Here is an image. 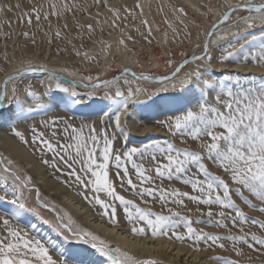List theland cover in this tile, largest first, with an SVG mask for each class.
Masks as SVG:
<instances>
[{
	"label": "snow or ice",
	"instance_id": "snow-or-ice-1",
	"mask_svg": "<svg viewBox=\"0 0 264 264\" xmlns=\"http://www.w3.org/2000/svg\"><path fill=\"white\" fill-rule=\"evenodd\" d=\"M94 3L103 6L106 5V0H94ZM13 7L19 9L21 5H0V14L12 11ZM74 7L69 4L58 7L53 3L49 12L44 10L43 4L33 5L30 11L22 15L27 16L28 23H31L33 15L39 22L42 16L44 19H48L49 15L60 17ZM224 8L211 23L191 25L200 28L196 34V50L186 53L175 63L174 53H165L167 58L164 60V67L170 69L168 74H146L149 70H144L137 75L125 68L122 75L131 76V79L125 78L122 82L117 77L98 79L90 92L79 93L61 83L58 73L43 66L32 67L29 63L27 67L15 69L0 84V121L8 124L14 137L27 144L24 134L15 127L16 120L31 111L24 108L26 101H39L35 107L40 110L50 111L53 107H62L66 112H75L99 100L102 106L84 115L98 116L102 125L111 122L112 132H109L108 127L97 129L95 123L77 126L71 120L59 118L42 122L44 131H37L32 126V144L40 151L52 155L51 161L44 163L53 168L63 165L68 169L69 179L87 193L82 191L78 194L88 199L93 206H99L102 217L109 223L118 226L119 208L122 209L124 221L131 225L130 231L134 235L150 233L153 238H174L180 242L188 240L194 250H199L200 244L205 245L206 250L217 247L226 249L228 245L224 241H227L231 244L230 250L235 258L214 255L209 259L215 260L217 264H241L246 256L245 246L264 256V219L248 215L240 206L264 215V73H241L229 69H221L216 73L210 65L212 54L220 51L218 62L221 64L231 59L244 65L251 60L254 67L264 68V35L259 36L257 43L254 33L257 27L264 29V2L237 0L236 3H231V0H224ZM109 11L114 12L112 26L115 27L120 10L110 8ZM125 11L131 14V10ZM174 11L178 14L177 21L182 28L177 29L166 21L173 33L172 42L191 43L192 34L189 24L185 23L184 9L176 8ZM210 12L211 9H208L201 16H207ZM242 12L247 15H240ZM99 16L100 13L97 12L96 17L90 16L89 19L95 20L99 25ZM143 23L151 36L147 21ZM238 24H243L244 30L232 33L231 29ZM77 27L79 31L75 38L81 40L84 38V29H87L89 39L96 31L92 23L77 22ZM22 35L29 37L30 34L24 32ZM61 35L57 30L55 36L60 38ZM230 36L242 40L245 36L250 38L237 45L229 40ZM75 38H66L67 44H71ZM145 39L148 40V37ZM165 41L167 42V34ZM32 43L36 44L34 37ZM120 44L123 45L124 41L121 40ZM72 49L70 54L82 55L81 48L72 45ZM66 50L67 45L64 48L58 47L59 53ZM83 56L95 59L87 51ZM7 59L5 54V60ZM192 65L195 67H191ZM185 68L190 70L184 71ZM37 72L46 74L49 80L55 79V90L66 95L55 100L51 89L38 95L31 84L24 83L27 73ZM86 79L91 81L92 77L88 76ZM13 80L18 84L9 95L6 85ZM149 80L164 84L166 87L161 91L165 92L168 91V85L173 90L179 85V93L191 88L198 89L199 96L195 104L189 102L172 108L170 111L174 114L158 122L169 136L188 146L177 147L167 137L163 142L146 140L139 147L128 146L125 135L121 148H116L118 136L114 133L118 131L124 134L121 116H131L137 106L147 107L159 99V93L149 96L141 88L132 87L133 83ZM21 84L25 92L23 99L17 95ZM70 84L77 85V82L73 80ZM101 87L109 89L102 98L97 92ZM113 87L114 93L111 91ZM209 94H212L211 101L206 99ZM45 100L48 102L45 103ZM5 101L8 103L5 104ZM12 109L16 110L15 116L5 118L4 114ZM145 161L149 162L148 166H145ZM0 167L3 172L0 174V264H88L83 257L70 251L73 242L92 249L101 258L100 264H155L150 259L137 258L120 247H111L96 234L74 227L71 220L65 221L60 215L51 221L43 218L37 208L28 205L29 197L25 192L32 191L29 186L30 178L22 179L13 169L10 159L6 163L0 160ZM165 180L168 181L167 186L164 185ZM173 182L190 187V191L174 187ZM129 191L142 203L147 204L149 199L153 203H160L166 208L167 214L141 207L133 199H126L121 194ZM186 200L196 206L194 211L200 213V216L191 215L193 209L188 208ZM170 204L186 210L188 214L168 207ZM201 206H205L206 210ZM41 207L47 209L48 205ZM51 210L56 211L54 206ZM201 216H206L207 219H202ZM31 220H39L48 225L54 235L37 238L17 226L23 222L26 228L34 229L35 224ZM202 223L226 229L230 225L236 232L229 230V234L222 235L193 226ZM247 226H256L261 234L247 231ZM179 227H183L184 231H177ZM247 259L252 261L251 256Z\"/></svg>",
	"mask_w": 264,
	"mask_h": 264
},
{
	"label": "bare ground",
	"instance_id": "bare-ground-1",
	"mask_svg": "<svg viewBox=\"0 0 264 264\" xmlns=\"http://www.w3.org/2000/svg\"><path fill=\"white\" fill-rule=\"evenodd\" d=\"M175 1L177 3L188 5L189 8L201 18L204 25L209 24L208 21L212 13H215L216 18V14L218 12L225 10L224 0ZM255 2H264V0H255ZM53 3L58 7L64 4L74 5L75 7L72 11H69L67 14L60 17L49 15L48 19H44L42 16L39 22L37 21L35 15H33L31 17V23H28L27 16L22 15V13L30 11L33 5L39 6L41 4H43L44 10L50 12V5ZM231 3L234 2L231 0ZM16 4H20L21 7L19 9L13 7L12 11H6L3 14H0V38H2V40H0L2 43V47L0 46V84H2L5 77L11 74L15 69L27 67L30 63L32 67L43 66L49 71L58 73L61 77L60 82L65 84V86L74 88L79 93H88L91 91L92 87H82L70 84V81L73 80L76 82H86L85 74L83 72H78L76 70L77 66L84 69H95L101 67V75L103 76L107 72L109 65L113 62V55L115 53L120 55L118 65L121 67L120 71L123 73L125 68L130 71L131 69L133 70L134 65L137 63L136 52L130 48L131 45L135 44L139 47L147 48V50H149L152 54V57L155 59L156 47H154V45L160 49L162 55L166 56L165 53L169 51L175 52L183 45L193 46L196 41L197 32L195 33V27H191L193 22L186 17L185 23L190 26L192 42L189 43L188 41H184L183 44L172 42L173 33L168 27V23H166V21L171 22L177 29H181L182 25H180L177 21L178 14L174 11L176 7L170 0H106V5L103 6L94 3V0H0V5L15 6ZM137 5H140L141 7L138 8L136 7ZM110 8H118L120 10V17L115 20V24L117 25L115 27L112 26L114 12L109 11ZM125 9L131 10V14L126 12ZM208 9H211V12L207 16H201V13L206 12ZM97 12L100 13V16L97 17L100 21L99 25L96 24L95 20L89 19L90 16L96 17ZM239 14L243 15V12ZM244 15H247V13H244ZM233 19H235V14ZM143 21H147L148 26L151 28V36H149L148 28L145 26ZM21 22L26 23L25 28L19 26ZM77 22L84 24L92 23L94 27H96V31L91 39L88 38L87 29H84L83 40L75 38L77 37L79 31ZM26 30H28L29 34L33 37L40 39V42H37L36 40V45L33 46L32 43L29 45V40H27L28 37L21 35V37L19 36L20 43H12V41L15 40V37H17V32L24 33ZM57 30L61 32V41L63 44L67 45V50L70 53L73 52L72 45H75L77 48H81V56L72 55L74 56L72 59L77 61L76 65L73 64L72 60L68 59L69 61H66L62 57H55L51 53L48 54L49 52L47 54H42L40 52L42 47L45 48V46H42L43 42H48L47 40H49ZM184 30L187 31L188 29ZM243 30L244 25L238 24L231 29V32L239 33ZM254 33L257 38V43H259L258 38L260 35H264V29L257 27L254 30ZM166 34L167 42L165 41ZM4 35H8V37L12 38L9 41V44H12V46H9L10 48L5 46L7 43L6 40H4ZM129 37H131V39H129ZM145 37H148V40H146ZM66 38L75 39H72L71 44H67ZM249 38L250 37L245 36L244 40ZM121 40L124 41L123 45L120 44ZM149 40L151 42H149ZM229 40L237 45L244 42V40L236 39L233 36H230ZM100 41L105 43H100ZM221 43H225V41H221ZM82 44L83 47H81ZM15 46H24L25 49L22 55L21 53H19V55L15 53L17 51ZM86 51L89 55L94 56L95 59H86L83 56V53ZM5 54L7 55V60H5ZM197 54H199V52H197ZM212 55L213 59L210 67L216 73H219L221 69L238 70L241 73H264V68L254 67L251 60L244 65L238 62H233L231 59H229L227 63L221 64L218 62V57L221 55V52L216 51ZM158 65V61L155 60L154 67H158ZM191 67H195V65H192ZM189 70V68L184 69V71ZM122 73L115 76L119 81L122 82L125 78L131 79V76L124 77ZM136 73L137 75L140 74V72ZM181 75H183V73H181ZM26 76L27 79L24 83L31 84L33 86V90H35L38 95H43L45 91L49 89L52 90L53 98L55 100H59L62 96L66 95L55 90V79L49 80V77L46 74L37 72L27 73ZM208 78L210 79L211 77ZM17 84L18 82L13 80L6 85L9 95H11L13 87H16ZM132 87L141 88L146 91L149 96L159 93V99L156 100L155 104H150L147 107L137 106L131 116H121V125L124 129V134H121L118 131L114 133L118 136V139L115 142L116 148H121L120 145L123 141H125V135L126 139H134L132 144L129 140L131 144L130 146L139 147L146 140L163 142L164 137L170 138L178 147L188 146L169 136V134L159 125L158 122L164 120L169 115H173L174 113L170 111L172 108L188 104L189 102L195 104L197 97L199 96L198 89L191 88L183 93H179V85H177L176 90H173L171 85H168V91L165 92L161 90L166 86L154 80L141 81L139 84L133 83ZM107 91H109V89L103 87L97 89L99 97L100 94L104 96V93ZM111 91L114 93L115 88L113 87ZM17 95L21 99L24 98L25 92L22 84L18 87ZM206 99L211 101L212 94H209ZM44 102L47 103L48 101L45 100ZM7 103L8 101H5V104ZM37 103H39V101H26L24 108L31 109V111L20 116L15 123V127L24 134L25 139L28 141L27 144L22 143L18 138L14 137L10 132L8 124L0 121V160H3L6 163V161L10 159L13 169L21 176L22 179L25 177L30 178V187L38 188L40 192H44L45 195L51 199L52 204L59 206L58 209L63 211L60 216L64 217L65 221L71 220L73 225L77 224L81 229L96 234L111 247H120L122 250L129 251L130 254L136 256L137 258L150 259L154 261L155 264H217L215 260L209 259V257L215 255L214 252L210 250L203 251L202 249L191 251V247L184 243L185 241L180 242L174 239H166L164 237L153 238L150 233L143 236L134 235L130 231L131 225H128L124 221L120 210H118L117 215L118 226L109 223V221L102 217L100 213L93 212V208L91 209L88 207L87 202L78 195L77 185L68 177L67 173L69 170L63 165H60L58 168H51V166H48L49 164L44 163V161H51L52 155L46 151H40L32 144V135L30 136L29 130L31 131L32 126H35L37 131H44L42 122L59 118L71 120L77 126L82 123H95L97 129L108 127L109 132H112L111 122H109L108 125H102L100 123V119L76 120L64 114L62 112V107H53L52 110L46 111L37 109L35 107ZM100 106L102 105L100 101L97 100L88 105L87 108H79L77 112H94V110ZM69 113L71 114L74 112ZM15 114L16 110L12 109L9 112H6L4 116L7 118L15 116ZM143 115L155 116L158 119L155 120L158 122L153 125H138V121L141 118L146 117ZM149 128H151V130L145 132ZM85 131H87V129H85ZM127 141L128 140H126V142ZM148 163V161H145V166H148ZM0 174H3L2 167H0ZM133 179L135 178L133 177ZM65 181H67V183H65ZM157 183H159V181H157ZM164 185H168L167 180L164 181ZM173 186L180 188L183 191H190V187H185L179 182H173ZM117 190L119 191V188ZM121 194L125 195L126 199L138 201V198L129 192H121ZM25 195L29 197L28 203L31 204H29L30 207L37 208V211L43 218L51 221L50 217H46L42 214L39 206L32 203L31 192L26 191ZM185 202L188 205V208L193 209V212L191 213L192 216H200V213H196L194 211L196 207L194 204L188 202L187 200ZM201 207L206 210L205 206ZM174 208L181 211L182 214H188L184 209L176 208V206H174ZM31 223L35 224L34 229H28L26 226H17L28 231L31 236L37 238H47L54 235L50 231L48 225L41 223L39 220H31ZM13 224H16L15 221H13ZM204 225L205 224L202 223L194 224L193 226H198L199 228H203L207 231L208 229ZM229 230L232 233L236 232L235 228ZM229 230H227L226 233H229ZM246 230L256 232L257 235L258 233L259 235L261 234L257 227L247 226ZM216 233L220 234L218 231ZM224 243L228 245L230 244L226 241H224ZM70 251L83 257L88 264H100L101 258L87 245L73 242L70 246ZM222 253L220 254L225 256V254Z\"/></svg>",
	"mask_w": 264,
	"mask_h": 264
},
{
	"label": "rangeland",
	"instance_id": "rangeland-1",
	"mask_svg": "<svg viewBox=\"0 0 264 264\" xmlns=\"http://www.w3.org/2000/svg\"><path fill=\"white\" fill-rule=\"evenodd\" d=\"M171 2H172V4L176 7V8H183L184 9V12L186 13V17L187 18H189L193 23H195V24H197V25H204L203 24V22H202V20H201V18L194 12V11H192L190 8H189V6L188 5H186V4H181V3H177L175 0H170ZM234 3H236L237 2V0H232ZM244 13H246V12H243V15H244ZM215 19V13H212L211 15H210V18H209V23H211L212 22V20H214ZM19 26L20 27H24L25 28V26H26V23L25 22H21L20 24H19ZM198 31H200V28H198V27H195V33L196 32H198ZM26 32H28V30H26ZM18 34L16 35L17 37H15V40L14 41H12V43H15V44H17V43H20V38H19V36L21 37V35H22V33L21 32H17ZM29 33V32H28ZM23 36V35H22ZM4 37V40H6V45L5 46H7V47H9V46H12V44H9L10 42V40L12 39V38H10V37H8V35H4L3 36ZM19 38V39H18ZM32 38H33V36L32 35H29V37H28V39L27 40H29V45H30V43H32ZM35 38V40H37V42H40V39H38L37 37H34ZM0 40H2V38H0ZM18 42H17V41ZM50 40H51V43H50ZM16 41V42H15ZM48 42H43V44H42V46H45V48L44 47H42L39 51L42 53V54H44V53H48V54H52V55H54L55 57H62V58H64L66 61H69V60H72L73 61V64L74 65H76L77 64V61L76 60H74V59H72L74 56H72L73 54H70V52L68 51V50H66V51H64L63 53H59L58 52V47L59 48H64L65 47V44H63L62 43V41H61V38H57L56 36H55V34H53L52 36H51V38L49 39V40H47ZM36 42V43H37ZM9 44V45H8ZM45 44V45H44ZM32 45L34 46V45H36V44H33L32 43ZM48 45V46H47ZM0 46L2 47V43H1V41H0ZM0 47V48H1ZM32 47V46H31ZM154 47H156V51H155V59L152 57V54L150 53V51L149 50H147V48H145V47H139V46H137V45H131L130 46V48L131 49H133L135 52H136V58H137V63L134 65V67H133V70L135 71V72H141V71H144V70H149V71H147L146 72V74H154V75H159V74H167V73H169L170 72V69L169 68H165L164 67V60L167 58L166 56H164V55H162V53L160 52V49L156 46V45H154ZM10 48V47H9ZM19 48V49H18ZM15 49L17 50H15L16 52L15 53H17V55H19V53H21V55H22V53H23V51H24V46H21V47H19V46H15ZM43 49V50H42ZM140 49V50H139ZM49 50V51H48ZM194 50H196L195 49V45H193V46H188V45H183L182 47H180L179 49H177L175 52L174 51H171L172 53H174V63L175 62H177V61H179V60H181L184 56H185V54L186 53H188V52H191V51H194ZM46 51V52H45ZM157 57H158V59H157ZM120 58V55H118V54H115L114 53V55H113V62L109 65V67H108V69H107V72L102 76L101 75V71H102V68L101 67H98V68H95V69H84V68H81V67H76V70L78 71V72H83L84 74H85V76L86 77H88V76H91L92 77V80L91 81H89V80H87L86 79V83H93V82H95L96 80H98V79H105L106 77H111V76H116L119 72H120V70H121V67L118 65V59ZM69 59V60H68ZM155 60H157L158 61V63H159V65H158V67H154V61ZM85 82V81H84ZM100 97L102 98L103 96L100 94ZM63 110V111H62ZM61 111L64 113V114H66V115H68V116H70L71 118H73V119H76V120H87V119H99V117L98 116H96V115H84V113H80V112H74V113H69V112H66V111H64V109H62ZM66 112V113H65ZM143 116H146L145 118L143 117V118H141L139 121H138V125H141V126H144V125H153V124H155V123H157L158 121V119L155 117V116H151V115H143ZM148 117H150V118H148ZM155 119H157V120H155ZM154 120V121H153ZM148 121H150V122H148ZM146 122V123H145ZM148 122V123H147ZM140 123V124H139ZM145 123V124H144ZM151 130V128H149V129H147L145 132H148V131H150ZM29 134H30V136L32 135V131H30L29 130ZM166 135V134H165ZM163 138V137H162ZM165 138V137H164ZM168 138V137H167ZM169 140H171L170 138H168ZM126 140H128L127 141V144H128V146H130L131 144H132V142L134 141V139H126ZM131 141V144H130V141ZM125 141H123L122 142V144L124 143ZM122 144L120 145V146H122ZM177 146V145H176ZM178 147V146H177ZM48 166H50V165H48ZM52 168V167H51ZM31 189H32V191H31V201H32V203L34 204V205H37V206H39L40 207V209H41V212H42V214H44L46 217H50L51 218V220H53L54 219V217L55 216H57V214L58 215H61V213H63V211L61 210V209H58L59 208V206L58 205H56V204H52V201H51V199L49 198V197H47L46 195H45V193L44 192H40L39 190H38V188H34V187H30ZM77 188H78V193L79 192H85L86 193V190L85 189H82V188H80L78 185H77ZM80 188V189H79ZM129 193H131L130 191H129ZM37 194H39V195H37ZM79 195V194H78ZM84 201H86L87 202V205H88V207H90L91 209H92V211L93 212H95V213H100V215H101V209H99V206H93L92 204H90L89 203V200L88 199H85L83 196H81V195H79ZM90 198V197H89ZM38 199L40 200V201H42L44 204H47L48 206H50V207H55V209H56V211L54 212V211H52V210H49V209H46V208H44V207H41V203L38 201ZM150 201L147 203V204H145V203H142L139 199H138V201H135L136 203H138V204H140V206L141 207H148V208H151L153 211H155V212H162L163 214L164 213H167V210H166V208H164V207H162L161 206V204L160 203H158V202H156V203H153L152 201H151V199H149ZM152 202V203H151ZM30 203H28V205H29ZM31 205V204H30ZM29 205V206H30ZM242 208H243V210L248 214V215H250V216H253V217H255L256 216V218H258V219H264V215H262V214H260L258 211H255V210H252V209H250V208H246L245 206H243V205H240ZM98 207V208H97ZM168 207H173L174 208V205H168ZM96 209V210H95ZM95 210V211H94ZM118 210H120L121 211V213H122V209H119L118 208ZM91 211V212H92ZM255 215V216H254ZM261 217V218H260ZM64 218V217H63ZM202 218L203 219H207V217L206 216H202ZM106 219V218H105ZM15 223H16V221H15ZM18 226L19 227H25L26 225H25V223H23V222H21V223H19L18 224ZM74 227H76V228H78V229H81L80 227H78V225L77 224H74L73 225ZM142 226V225H141ZM208 230L207 231H209V232H212L213 231V233H216L217 231L218 232H220V234H222V235H227V234H229V233H226L227 232V230H229V229H232L231 228V226L229 225V228L228 229H224V228H220V227H216V226H214V225H208V224H205L204 225ZM208 226V227H207ZM194 227H196V226H194ZM252 227H256V226H252ZM196 228H198L199 229V227L197 226ZM214 228V229H213ZM234 229V228H233ZM258 229V228H257ZM219 230H221V231H219ZM177 231H180V232H183L184 231V229H183V227H179L178 229H177ZM258 235H259V233H258ZM164 238H166V239H168L167 237H164ZM172 239H174V238H172ZM175 240V239H174ZM184 242V241H183ZM227 242V241H226ZM184 243H186L187 245H189L190 247H191V251L193 250L194 251V246H192L191 245V242L190 241H188V240H185V242ZM227 243H229V242H227ZM228 245V244H227ZM199 249H202L203 251H212V252H214V254L215 255H219L220 253H222V254H225V257H229V258H235L234 257V254L231 252V245L229 244L228 245V247L226 248V249H220V248H213V249H205V245H203V244H200L199 245ZM244 250H245V253H246V256L242 259V261H241V264H261V261H264V257L263 256H260L258 253H256V252H253V251H249L247 248H246V246H245V248H244ZM196 251V250H195ZM218 251V252H217ZM216 252H217V254H216ZM221 255V254H220ZM248 256H251L252 257V261H249L248 259H247V257Z\"/></svg>",
	"mask_w": 264,
	"mask_h": 264
},
{
	"label": "water",
	"instance_id": "water-1",
	"mask_svg": "<svg viewBox=\"0 0 264 264\" xmlns=\"http://www.w3.org/2000/svg\"><path fill=\"white\" fill-rule=\"evenodd\" d=\"M131 71H134V70L131 69ZM134 72H135V71H134ZM120 73H122V71H120L117 75H119ZM117 75H116V76H117ZM113 77H115V76L106 77V78L110 79V78H113ZM99 80H102V79H99ZM97 82H98V80H96V81L93 82V83H86V82H78V81H77V86H82V87H92V85L95 84V83H97ZM38 201H39L42 205H44V203H43L42 201H40L39 199H38ZM47 209L51 210L52 207L48 206ZM57 215H58V214H57Z\"/></svg>",
	"mask_w": 264,
	"mask_h": 264
}]
</instances>
